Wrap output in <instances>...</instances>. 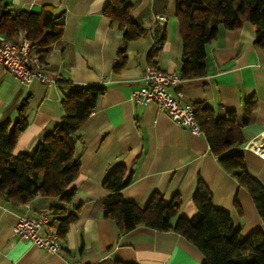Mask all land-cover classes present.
<instances>
[{"label":"crops","instance_id":"crops-1","mask_svg":"<svg viewBox=\"0 0 264 264\" xmlns=\"http://www.w3.org/2000/svg\"><path fill=\"white\" fill-rule=\"evenodd\" d=\"M127 1L132 20L143 25L147 34L124 43L123 30L103 12L108 0H0L14 12H38L48 5L64 19L61 38L44 59L55 83H20L0 65V127H11L26 101L27 125L17 138L14 154L32 153L43 135L60 122L67 82L105 89L74 144L79 173L68 186L71 200L37 194L24 204H12L0 197V264H201L204 257L198 249L173 231L138 224L120 234L114 222L102 215L100 201L107 193L102 183L117 165L131 175L120 190L124 200L145 205L153 194L166 203L178 197L179 214L192 218L197 213L192 196L201 183L210 190L213 206L227 211L240 233L264 230L250 194L220 167L202 133L193 134L176 124L154 104L141 106L132 99L142 84L156 27L165 31V41L153 66L178 74L182 48L176 0ZM254 39V27L247 20L233 29L219 24L216 37L204 48L205 75L182 79L168 90L179 92L183 106L201 103L216 117L227 111L237 113L244 143L229 152L241 154L246 171L264 187V155L254 152L264 149V48L257 47ZM123 46L126 62L114 71ZM251 98L256 107L243 123L244 102ZM74 205L79 206L77 218L56 253L12 234L20 215L49 214L53 206L74 212Z\"/></svg>","mask_w":264,"mask_h":264},{"label":"trees","instance_id":"trees-1","mask_svg":"<svg viewBox=\"0 0 264 264\" xmlns=\"http://www.w3.org/2000/svg\"><path fill=\"white\" fill-rule=\"evenodd\" d=\"M129 8L127 0H108L103 10L111 22H117L123 30L124 43L147 34L143 25L132 20ZM175 16L182 48L178 75L184 80L205 75L204 48L216 37L219 24L233 29L243 20L249 21L255 31L254 44L264 48V0H176ZM63 25V15L54 13L51 6H43L38 12H14L0 2V33L11 42H16L24 33L31 53L38 55L41 61L60 40ZM164 41L165 31L158 26L146 55L149 65H154L153 59ZM125 62L123 46L118 51L114 71L122 69ZM66 84L68 92L60 100L61 120L43 135L32 153H13L17 138L27 125L23 114L26 101L19 106L12 126L0 127V197L4 201L24 204L37 194L59 196L64 202L71 200L72 191L68 186L79 173L74 161V144L81 125L105 89L98 85ZM255 107L253 98L244 102L243 123L249 120ZM192 108L211 153L220 167L248 191L264 227V187L246 171L243 156L229 152L231 147L244 143L237 113L227 111L216 117L212 109L201 103L192 104ZM130 178V172L117 165L102 183L107 192L100 201L102 215L114 222L120 234L142 224L158 231H173L185 238L203 255L201 264H264V230L257 229L247 235L240 233L234 228L230 214L213 206L211 192L203 184L197 185L192 196L197 213L186 218L179 214L178 197L166 203L160 195L153 194L145 205L124 200L120 190ZM78 209V205H74V212L62 206L50 208L47 225L55 228L60 239L76 220ZM115 264L136 263L115 261Z\"/></svg>","mask_w":264,"mask_h":264},{"label":"built area","instance_id":"built-area-1","mask_svg":"<svg viewBox=\"0 0 264 264\" xmlns=\"http://www.w3.org/2000/svg\"><path fill=\"white\" fill-rule=\"evenodd\" d=\"M117 59L114 61L116 63ZM0 65L20 83L38 81L42 84L55 83L45 70V63L32 54L30 42L22 33L16 42H11L0 33ZM182 78L177 73H167L147 64L142 72V84L132 94L134 102L141 106L154 104L156 109L169 116L176 124L187 128L193 134L202 133L192 106L179 103V92L171 93L168 88L176 86ZM255 153L261 154L256 148ZM49 216L20 215L12 226L13 236L28 240L48 253L60 250V238L55 228L47 225ZM43 232V233H41Z\"/></svg>","mask_w":264,"mask_h":264},{"label":"bare ground","instance_id":"bare-ground-1","mask_svg":"<svg viewBox=\"0 0 264 264\" xmlns=\"http://www.w3.org/2000/svg\"><path fill=\"white\" fill-rule=\"evenodd\" d=\"M261 152H262V154L264 155V149H263Z\"/></svg>","mask_w":264,"mask_h":264}]
</instances>
